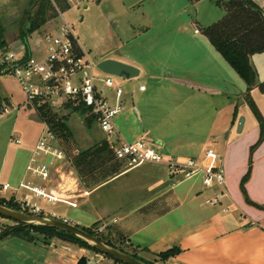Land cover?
<instances>
[{
  "label": "crops",
  "instance_id": "obj_1",
  "mask_svg": "<svg viewBox=\"0 0 264 264\" xmlns=\"http://www.w3.org/2000/svg\"><path fill=\"white\" fill-rule=\"evenodd\" d=\"M91 1L111 5L105 12L118 27L110 31L112 45L95 43L96 60L111 58L139 70L138 76L120 80L124 109L114 123L121 138L128 142L143 139L171 156L193 157L222 168L228 197L220 204H207L205 200L218 188L203 186L200 176L180 179L152 163L127 169L111 153L103 163L109 166L105 168L108 175L92 188L78 187L87 195L76 198L77 207L82 203L78 198L95 200L96 191L114 184L102 193L104 200L109 191L113 202L105 200L99 209L95 202H85L93 211L99 210L91 225L81 226L55 210L46 212H55L81 228L102 220L106 245L148 264H264V137L260 140L259 121L246 127L245 119L240 131L233 130L242 116L237 103H244L247 94L250 99L253 96L203 34V28L224 16V9L216 0H116L115 7V0ZM253 1L264 13V0ZM122 14L127 18L119 27L115 18ZM259 55L263 54L250 56L254 69L262 64ZM139 85L145 89L139 90ZM260 116L264 121V114ZM215 144H221V152L206 158V150ZM33 148L13 152V164H8L2 184L14 186L25 177ZM6 152L0 150V175ZM140 168L135 180L116 183ZM171 248L176 253L161 260L159 254ZM86 252L78 247L66 263L57 259L47 264H77L81 257L86 259ZM91 254L104 259L96 252Z\"/></svg>",
  "mask_w": 264,
  "mask_h": 264
},
{
  "label": "built area",
  "instance_id": "obj_2",
  "mask_svg": "<svg viewBox=\"0 0 264 264\" xmlns=\"http://www.w3.org/2000/svg\"><path fill=\"white\" fill-rule=\"evenodd\" d=\"M87 1L77 0L75 6ZM64 14L65 11L59 12L62 22L54 32H45L34 41L35 54L30 46L26 48L22 42L16 48L0 46V72L10 74L16 80L24 95V103L34 108L39 104L56 109L69 104L89 108L113 156L127 169L152 163L164 166L171 175L180 179L200 176L203 186L218 188L205 203L220 204L224 197H228L222 168L193 157L171 156L143 139L128 142L121 138L114 120L124 109L121 99L124 86L114 79V75L105 74L97 68L98 60L91 59ZM195 31L198 32L197 29ZM20 49L26 52L19 54ZM138 88L144 90L145 86L139 85ZM12 109L3 102L0 117L9 114ZM43 123V130L26 163L25 177L14 186L0 184V189L10 190L9 196L3 198L13 202L15 207L12 209L70 223L55 212H46L37 201L41 199L76 208V198L87 195V191L78 188L72 171L66 169L70 159L60 139L46 122ZM13 142L20 143V140L15 138ZM214 155L211 148L205 152L206 158H213ZM3 227L0 222V233ZM104 228L105 224H102L93 231L100 233Z\"/></svg>",
  "mask_w": 264,
  "mask_h": 264
},
{
  "label": "rangeland",
  "instance_id": "obj_3",
  "mask_svg": "<svg viewBox=\"0 0 264 264\" xmlns=\"http://www.w3.org/2000/svg\"><path fill=\"white\" fill-rule=\"evenodd\" d=\"M75 1L77 0H73V2L69 3L70 8L66 11L62 10L59 6L57 14L53 18L29 34L27 44L30 46L33 54H35L33 51L35 44L34 39L40 37L45 32H54L57 29L56 27L62 22L59 12L64 11L65 18L70 24H72L74 33L78 37L80 44L88 52L92 60H96L99 55L98 50L94 47L96 42L101 45L111 44V39H109L110 31L112 32V30L118 28L113 25L116 20H114V18L109 19L111 15L108 14L109 12H105V10L109 11L111 5L108 3H101L99 5L94 1L88 0L85 3L75 6ZM84 4L87 5L86 8L84 7ZM43 5L46 7L44 0H0V26L3 30L2 34L4 35L8 46L13 48L18 47L21 30H26L25 24L31 23V20L36 17L37 10ZM115 5L118 6L116 0L113 1V6L115 7ZM126 15L127 14H122L121 17L116 16L117 18L115 19L119 20V27L123 25L122 19L127 18ZM103 48L104 47L102 46L101 49ZM25 52V49H20L18 53L24 54ZM259 56H262L260 57L262 64L255 68L257 71L256 80L258 82L264 79V76H262L264 75V57L263 55ZM260 77L263 78L260 79ZM114 79L120 81L123 78L114 76ZM131 85H133V83H131ZM250 91L249 94H252L250 97L253 96L251 97V100L256 109L258 112L264 114V92H261L257 86H253L252 93H250ZM0 96L3 100H6L4 101L6 104H8V101L10 102L8 104L10 109L15 107L13 109L16 110L11 111V114H6L0 117V129L4 132H2L3 134L0 139V150L2 152L7 151L4 161V172L0 175V183L2 184L6 181L8 176V164H13L10 161L12 160L13 152H16L18 148L24 149L28 152L30 148L34 147V143L41 134L44 124L34 106L24 103V95L22 94L16 80L10 74H2V72H0ZM240 102L237 103V107L242 116L239 117L238 123L240 118H243V121L246 119V127L249 126L250 123L252 125L256 124L258 118L247 98L244 99V103ZM40 105L43 104L37 106ZM10 106H12V108ZM50 112L52 114L56 113L58 117H62V120H64L69 128V133L64 132L59 126L57 118H54L53 116L51 119H48L49 121L46 119L48 122L44 121L56 132L57 137L60 139V142L68 153L70 160L66 169L72 171V177L77 179V184L80 189L94 187V185L100 183L102 179L108 175V171L105 168H109L108 165H105V167L104 164H99L97 158L93 157L94 153L91 155L88 154L95 148L96 144L100 143L99 145L101 146V143L104 142L103 135L97 122L92 121L90 124H86L84 115L79 111L72 110V108H51ZM233 130L238 132V125ZM15 138H19L21 142L19 144L13 142ZM105 144L107 143L105 142ZM220 145L221 144H215L212 148L219 153L222 149ZM74 149H77L78 152L76 153ZM108 149L110 150L108 157H110L112 156V151L109 147ZM81 153H83L84 156L81 158L82 160L78 161L77 158ZM110 161H113V159L111 158ZM110 164H112V162H110ZM140 170L141 168L129 172L116 183H126L130 180H135ZM111 186H114V184L96 191L97 193L94 194L96 196V198L94 197L95 200H90L89 198V202H95L97 209H99L101 203L105 200L106 202H113L114 199L110 198L111 196L108 195L109 191L106 199H102V193L108 190ZM9 194L10 190L6 191L0 189L1 198L8 197ZM88 200L86 198L84 200L78 198V202L82 203L77 208H70L60 203H49L41 199L37 201L45 209L58 211L66 217L78 221L81 226L86 227L91 225L97 219L98 216L95 212L99 211H93L90 204L85 203L88 202ZM0 222L3 223L4 230L8 226L16 224L14 221L2 217H0ZM102 224L103 221L100 220L96 225H93L88 229L93 231L94 228ZM30 225H37V223H32ZM83 229L86 230L85 228ZM99 234L101 235L102 240H104V234H102V232ZM33 235L36 238L34 242L15 236L2 239L0 241V264H47L49 261L57 259H62L66 263L71 253H74V251L80 247L77 243H63L61 239L57 237L50 238L42 234L38 235L34 233ZM85 249L87 252L84 256L86 257L87 264H104L106 262L105 260L110 259L102 254L101 255L104 259L99 255L93 256L91 254V251L94 252L93 250L88 248ZM164 263L165 262H161L159 264Z\"/></svg>",
  "mask_w": 264,
  "mask_h": 264
},
{
  "label": "trees",
  "instance_id": "obj_4",
  "mask_svg": "<svg viewBox=\"0 0 264 264\" xmlns=\"http://www.w3.org/2000/svg\"><path fill=\"white\" fill-rule=\"evenodd\" d=\"M45 6H41L37 12L36 17L31 20L30 24H25L26 30H21L19 35V40L25 47H28L27 40L30 33L37 30L41 27L42 24L53 18L57 14V9L60 6L62 10H66L69 6L65 3V0H44ZM194 3L199 0H189ZM216 3L224 9L225 14L218 21L210 24L203 28V34L212 44V46L218 51L224 60L236 71L239 77L246 83L247 92L253 86H257L261 92H264V80L259 84H256L257 73L252 64L250 63V56L256 53H262L264 55V13L262 9L253 1V0H227L221 1L216 0ZM2 28L0 26V46L7 47V41L2 34ZM249 104L252 106L253 111L258 118L260 124V140L264 137V121L260 116V113L256 109L254 103L249 98V95L246 96ZM3 99L0 96V105L3 103ZM47 107V108H45ZM51 106L47 104H43L37 106L35 109L41 119L42 122L51 119L52 116L57 118L59 121V126L61 129L69 133V128L67 124L62 120V117H58L56 113H51ZM64 108H72V110L79 111L85 117L86 124H90L95 120V116L89 108H85L82 106H70L67 105ZM47 119V120H46ZM49 121V120H48ZM47 121V122H48ZM52 129V127H51ZM53 130V129H52ZM56 134V132L53 130ZM259 140V141H260ZM96 144L95 148L91 150L88 154H93V157L97 158L99 164H103L105 159L108 158L110 150L105 144V141ZM93 151V152H92ZM80 156L77 158L78 161L82 160L81 158L84 156L83 153L79 154ZM94 166V165H93ZM247 179L244 177L241 185V189L244 191V182ZM0 204L13 208V202L8 201L6 198L0 197ZM264 208V206H263ZM15 222V221H14ZM15 225L8 226L0 233V241L7 237H19L27 241H35L34 234H42L47 237H57L61 240L77 243L82 248H88L93 250L98 254H102L97 248L88 244L81 238L76 235L70 234L66 231L46 226L42 224L30 225L24 222H15ZM94 223L93 225H96ZM90 228V227H88ZM85 228L88 233L99 238L103 243L101 235L99 233H95L94 231ZM100 235V236H97ZM176 253L175 248H171L159 254L161 260H166L170 256H173ZM104 255V254H102ZM135 258V255L129 254ZM118 263V260L111 258L108 255H104Z\"/></svg>",
  "mask_w": 264,
  "mask_h": 264
},
{
  "label": "water",
  "instance_id": "obj_5",
  "mask_svg": "<svg viewBox=\"0 0 264 264\" xmlns=\"http://www.w3.org/2000/svg\"><path fill=\"white\" fill-rule=\"evenodd\" d=\"M97 68L105 74H110L118 77L124 76L126 78H134L139 74V70L134 66L111 58L99 60L97 62ZM242 125H243V118H240L238 123V131L241 130ZM0 217L5 219H10L15 222H24L28 224H32V223L42 224L66 231L70 234L82 238L90 245L97 248L102 254L108 255L111 258L118 260L123 264H148L125 252H122L121 250L106 245L99 238H97L94 235H91L83 228L68 222H63L62 220L29 215L24 212L4 206L2 204H0ZM77 264H86V259L84 257H81L78 260Z\"/></svg>",
  "mask_w": 264,
  "mask_h": 264
}]
</instances>
